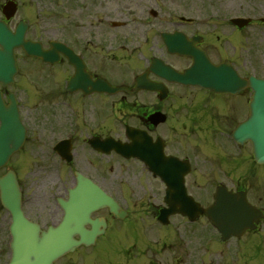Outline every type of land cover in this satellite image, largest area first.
I'll return each instance as SVG.
<instances>
[{
	"label": "flooded vegetation",
	"instance_id": "obj_1",
	"mask_svg": "<svg viewBox=\"0 0 264 264\" xmlns=\"http://www.w3.org/2000/svg\"><path fill=\"white\" fill-rule=\"evenodd\" d=\"M111 1L42 0L41 18L32 13L8 21L12 29L26 22L25 39L49 54L44 61L16 49L17 66L25 59V76L20 78L18 69L11 84L0 85L6 104L14 97L26 130L14 154L25 215L47 228L63 210L53 190L41 183L58 181L59 197L68 200V190L87 181L111 197L118 211L94 210L83 230L96 234L87 244L76 234L77 248L60 264H264V188L259 185L264 164L254 159L252 142L231 137L248 114L250 91L217 94L181 85L158 75L152 65L161 61L178 72L191 65V58L169 53L163 42V34L180 33L213 65H230L242 77L257 75L264 0H202L203 12L196 0H121L128 13H139L127 17L122 41L116 40ZM232 16L249 20L233 26L226 23ZM60 46L83 62L86 77L77 87L71 85L76 69ZM139 75L142 88L130 92ZM99 79L126 91L99 90ZM107 138L128 148L142 145L147 161L165 160L169 166L159 164L155 171L165 170L176 180L182 174L186 192L201 206L208 207L218 189L243 193L261 219L239 237L222 240L205 216L195 222L175 214L164 218V210L176 204L166 198L161 175L141 159L98 152L99 141ZM5 237L1 222L0 264L10 259ZM201 246L202 259H189V251Z\"/></svg>",
	"mask_w": 264,
	"mask_h": 264
},
{
	"label": "water",
	"instance_id": "obj_2",
	"mask_svg": "<svg viewBox=\"0 0 264 264\" xmlns=\"http://www.w3.org/2000/svg\"><path fill=\"white\" fill-rule=\"evenodd\" d=\"M11 10V7L9 8ZM13 11V10H12ZM12 14V13H11ZM9 15H7L8 17ZM23 27H18L17 31L12 33L8 27L0 22V81L5 83L10 81L15 72V60L13 49L22 46L28 54H35L38 57H45V53L23 39ZM204 64V63H203ZM202 60L195 65L192 74L196 77L192 82L204 85L207 82L203 79L204 72ZM249 86L258 93L259 106L264 102V81L254 80L250 78L248 82L245 80H237L236 84L221 85L219 88L223 91L234 92L238 88ZM0 119L2 128L0 130V167L3 166L9 156L18 149L20 141L14 139L17 135L16 115L13 108H6L0 97ZM260 121L264 120L262 116ZM264 122V121H263ZM251 128V120L242 126L241 132L245 137V132L249 134ZM260 141L264 142L263 132L259 130ZM21 136V135H20ZM18 136V137H20ZM118 148L117 145H115ZM121 150V148H119ZM256 159L264 162V150L255 148ZM0 196L2 205L12 214V253L13 260L10 264H53V262L65 253L72 251L75 247L73 234L76 232V222L79 219V211L77 205L67 208L65 217L56 227H50L46 232L39 230V227L27 221L20 210V191L12 171H8L0 178ZM113 207L112 204H109ZM249 206L242 200V203L233 202L232 199L222 200L217 197L216 204L210 209L208 215L212 218L214 224L223 231L238 230L235 227L239 223L245 224L249 222ZM187 214V213H186ZM190 216L192 213H188Z\"/></svg>",
	"mask_w": 264,
	"mask_h": 264
},
{
	"label": "rangeland",
	"instance_id": "obj_3",
	"mask_svg": "<svg viewBox=\"0 0 264 264\" xmlns=\"http://www.w3.org/2000/svg\"><path fill=\"white\" fill-rule=\"evenodd\" d=\"M5 0H0V2H4ZM180 1V0H179ZM19 3L21 4V9H20V12L18 16H21V15H25L26 16V13H27V7L28 6H32L35 10V5L34 4H38L39 5V8L41 7L42 8V0H19ZM198 7H200L201 5V2H196L195 3ZM127 4L124 3V1H117V0H114L113 2H109L108 6H109V10H111V13L113 14V18L118 21V20H122L125 16H127L128 12L126 11V6ZM131 8H139V6H136L134 3L130 4L129 5ZM133 13H136L133 11ZM139 14V13H138ZM259 52L260 54H262V56L260 57L262 60H259V63L261 64L262 66V70H260V74L264 76V39H260L259 41ZM131 66V65H130ZM24 74L25 72L23 71H20V75L19 77H24ZM15 161H16V158H15ZM27 169V167H26ZM5 171V168L4 169H0V174L3 173ZM26 171V170H25ZM25 182L28 184V185H31L30 182H29V178H25L24 179ZM56 181H52V182H49V183H46V182H42L41 185H45V188H48L49 186L50 187H56L55 185ZM43 188V187H42ZM31 187H29L27 189V193L30 194L31 192ZM41 192V191H40ZM33 193V191L31 192V194ZM3 216V213L2 211H0V222L3 221L4 223H6V221L8 220V217L4 218L3 220H1V217ZM191 255H193V257L191 256L189 259H194L195 256H197L196 258H198L201 254H202V251L201 249L199 248H194V250L191 252L189 251ZM185 254L187 255V252H185ZM186 255H183L185 258Z\"/></svg>",
	"mask_w": 264,
	"mask_h": 264
}]
</instances>
